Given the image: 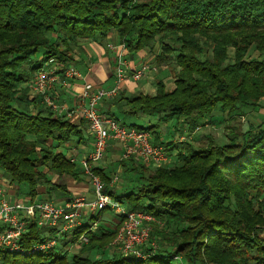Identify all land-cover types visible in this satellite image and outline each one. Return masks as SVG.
Masks as SVG:
<instances>
[{
  "label": "trees",
  "instance_id": "trees-1",
  "mask_svg": "<svg viewBox=\"0 0 264 264\" xmlns=\"http://www.w3.org/2000/svg\"><path fill=\"white\" fill-rule=\"evenodd\" d=\"M110 33L129 53L159 40L158 62L175 53L180 70L171 91L159 84L154 96L125 100L124 115L156 117L150 127L129 128L153 134L182 119L191 133L204 120L229 122L264 98V57L247 59L252 47L264 53V0H0V171L11 184L27 185L29 197L48 182L40 171L45 164L59 171L72 167L62 153L47 151L38 159L37 148L52 141L56 149L81 131L55 117L41 97L30 99L28 83L50 60L63 77L73 64L70 47ZM247 127L232 131L226 144H162L167 153L178 150L179 166L156 169L147 178L139 172L140 185L121 196L103 187V194L128 211L172 229L167 246L158 240V249H142L144 259L68 255L57 243L36 251L57 234L31 224L18 252L0 250V264H264V242L257 234L264 227V120ZM93 172L108 184L100 169ZM91 224L82 221L61 239L74 245L85 235L82 252L104 255L115 231L99 225L90 231Z\"/></svg>",
  "mask_w": 264,
  "mask_h": 264
},
{
  "label": "rangeland",
  "instance_id": "rangeland-1",
  "mask_svg": "<svg viewBox=\"0 0 264 264\" xmlns=\"http://www.w3.org/2000/svg\"><path fill=\"white\" fill-rule=\"evenodd\" d=\"M52 39H54V38H50L51 41H52ZM120 45H124V47H125L124 48L125 52L123 53V55H124L123 57L125 59V62L127 63V65H126V67H127V66H129V63H130L129 62L130 58H128V57H130L129 52L125 46V43H120ZM70 48L72 51L71 55L73 58V54H74V50L76 49V46L75 47L72 46ZM160 48L161 47H160L159 40H156L152 44V46L149 50L150 54L153 56V62H151V64H150V62H147V61L142 63L143 66L148 67L147 71L145 72V73L148 72L147 75L145 73H143L142 77L135 80V82H142V80H144V78L149 77L147 81H150L152 83L154 82L153 86L156 89L155 93L152 95H150V94H138V95L154 96L157 93V90L159 88V84L161 85L162 88H164L165 91H171L174 88V81L176 80V77L180 71L178 66L175 63L176 54L172 53L169 56L167 62L159 63L158 62V55L160 54V51H161ZM154 50H155V52L153 53ZM125 53H126V55H125ZM227 54H228L229 58L233 59V57H234L233 49H229ZM210 55H212V50H210ZM260 57L261 58L264 57V53L259 54V53L255 52L254 48L252 47L249 51L247 59H249V60L250 59H256V58L259 59ZM142 65L140 64V66H142ZM151 65H153V66H151ZM68 67L75 68V65L69 64ZM112 71H113V68H112ZM132 72L133 71H129V69L127 70V77L130 79H131ZM131 80L134 81L133 79H131ZM156 81H158V82L155 84ZM28 87L31 90L30 96H36L37 97L38 95L35 92H33L32 88H31V82L28 83ZM118 91H119V86L117 88L116 95L108 98V101L103 103L104 106L106 104L109 105L110 101L111 102L117 101L118 104L121 106L120 108L122 110L126 109L125 104H122L124 108L120 104V102L122 101V98H120V97H122L123 94H122V92L118 93ZM53 94L56 97V99H54V101L56 103L57 108H56V110L50 109L51 112H54L55 115H58L59 113H61V114H64L66 117L69 115L70 116L73 115L72 112H74V111L76 113H78L77 112L78 108L77 109L76 108L70 109L71 107L68 106L69 103H65V102L69 101L68 100V97H70L69 94H65L63 92L61 93L60 90L58 89V87H57V89H55V83L52 87V90L48 93V95L51 97V95H53ZM61 94L65 97V99H67L65 102H61V100H58V98L60 97ZM114 103H116V102H114ZM100 104H101V102H100ZM45 106L48 108L47 104H45ZM98 111H100L99 108H98ZM79 116H80V114H79ZM119 119H120L119 122L121 124L124 123V125L127 127L130 126L131 124L132 125L134 124L135 127H144L145 128V127H148L147 123L149 121L150 122L155 121L156 117H154V116L153 117H147V116H139V115H137V116H120L119 115ZM262 120H264V98H262L260 100L259 105L256 108L255 107L252 108L251 106L241 108L236 113L235 117L231 118V121H229V122H225L223 120V122L216 124L215 122H209L208 123V122H206V120H204V121H202L200 127H197L191 133L188 132L186 122L181 119L178 121L176 126L173 127L174 129L172 132V137L173 138L175 137V139H173L174 141H176L175 143H189V144L194 145V147H198L201 145L208 144L209 142L206 139V137H208L210 140H213V142H215L216 144H226L229 141L228 136L231 134L232 131L239 130V129L241 131H245L248 128L247 126H250V125L257 127L261 123ZM148 124H150V123H148ZM179 126H181V128H179ZM168 127L166 126V127L161 128L160 132H157V135H158V133H159L160 137L164 134L168 135V133L171 132L170 129L172 128V126H171V128H168ZM87 131H88V127H87ZM154 131H156V130H154ZM152 135L150 134L151 139H153ZM176 138H177V140H176ZM48 142H47V146L41 145V146H39V148H37V156L36 157L38 159H40L42 154L46 153L47 151L48 152L50 151L51 153H56V150H58V148H56V149H54L53 147L51 148V144L48 145ZM109 143H110V145H118L121 148V143L114 140V139L109 140L108 145H109ZM73 147L74 146L69 147V150H71ZM82 147H83V145H82ZM107 148H108V146H107ZM107 148L103 154L102 159L98 163H95L92 165L93 168H94V166L99 167L100 169H103L104 167L110 168L107 171L109 178H110V180H108V184H106V182H102V180L99 177L100 182L104 188H108V187L110 188L111 187L110 184H111L112 180L117 179L115 181V183L112 184L111 188L122 189L121 185H125V183H127L131 178H133L132 177L133 174H138L139 172H141L144 175V177L147 178L150 174L155 173L156 169H160V168L171 169V168L176 167L179 164V162L175 156L170 157L171 161L169 160L167 162L164 161L161 163L158 162V163L154 164V163L149 162V161H143L140 158L132 157L131 155L124 157L123 153L121 154L120 159L119 158L116 159L115 158L116 156H114V158H113V155L111 156V154H110L104 160L103 158L106 154ZM75 150L78 151V154H76L75 151L74 152L71 151L72 156H70V158L67 160L72 165V167L69 168L68 170L59 171V170L53 168L50 163L45 164V166L40 168V171H42L43 174H45L46 178L48 179L47 184L50 183L52 190H54V191L51 190V193L48 194L49 195L48 200H44V201H47V202H50V203L56 205L55 201L57 200L58 197L59 198L62 197L65 199L66 197H69V194L75 192L73 189H77L78 187L79 188L84 187V185H86V186L88 185L89 188L91 187L90 189H92V191H93V193H91V195L93 194V199H94L95 194H94V189H93V185H92V178L88 174H86L85 171L82 169L81 162L80 163L77 162L79 157L84 156V158H86L90 155V153H86V154L84 153L83 154L84 149L81 150V148H80V150H79V148H77ZM80 159H82V158H80ZM118 161H121V164ZM78 164H80V170L78 169L79 168ZM122 164L124 165L125 168L122 167ZM130 164L132 166V169L135 170V168H136L135 171L137 173L136 172L131 173L132 171L128 172L130 170L129 168H131ZM126 167H129V168L127 169ZM137 176H139V175H137ZM7 183L9 185L10 182L6 179V182H4V184L7 185ZM139 185L140 184H137V182L133 183V186L135 188L138 187ZM25 187L28 189L27 185H21L20 186V188H25ZM1 191H2V188H0V193H1ZM66 191H69V193H66ZM30 198H33V197H30ZM0 200H6L8 202H14V201H10L6 197V193H4L3 195L0 194ZM19 200H20V202H23L26 205H32V204L39 202V201L32 202L28 199L23 198L22 196L20 197ZM92 200H90V201H92ZM80 201H81V197L74 195V197L71 200H69L68 201L69 203H67V204H73L74 203L75 205H80L79 210L81 211V216H83L84 220H85V218H87V219H89L88 221H92L93 226L99 225V226L104 227L105 226L104 223H107V222L110 223L112 221V218L119 219V216L122 212L128 211V207H126V205L124 203L120 204V203L112 200V202L114 204L116 203L120 207H115V206L106 207V208L102 209L101 211H99L98 213H96L95 215L90 216L89 214H87L88 212L85 210L84 205L80 204ZM87 202H89V201H87ZM58 207H60V206H58ZM131 212H133V211H131ZM134 213H136V212H134ZM137 213H139V212H137ZM122 221L123 220H120V219H119V223L117 221L118 225L114 229L115 235H114L113 239L111 240V242L103 250L104 255H102V253H100V252L97 254V252H98L97 250H93L91 252L83 253L82 247L86 243H81V241H79V240L76 244L71 245L69 242L71 240L70 238H69L70 240L66 243L63 242L61 237L57 236V239L56 238L55 239H56L57 245L58 246L62 245L59 247H62V251H66V253L68 255L80 254V255H83L86 257H90L91 259L101 258V257H105V258L110 257L114 253L115 254L120 253L119 249L121 248V242L117 241V236H118V233L120 232ZM138 223L140 224L141 230H143V231L148 230V236H147L146 242H143L140 245L136 246V248H137L136 250H142V249L148 248V247H153V248L158 249L159 245H161V244H159L160 242L158 240H163V243H162L163 246H167L166 245L167 242L165 241V239H167V237L169 236L172 229L168 228L167 225L165 224V222H163V221L161 222V221H159V220H157L151 216H148V219H141L140 221H138ZM108 225H110L111 228L115 227V225L112 223L108 224ZM133 225L134 224L132 222L129 224V228L131 230L133 228ZM95 230H96V228H94L93 231H95ZM257 234H258V237H260L264 242V227L260 226L257 229Z\"/></svg>",
  "mask_w": 264,
  "mask_h": 264
},
{
  "label": "built area",
  "instance_id": "built-area-1",
  "mask_svg": "<svg viewBox=\"0 0 264 264\" xmlns=\"http://www.w3.org/2000/svg\"><path fill=\"white\" fill-rule=\"evenodd\" d=\"M124 45L113 48L118 50L114 58L113 78L115 86L111 90L95 89L90 83L83 85V91L80 99L81 105L77 112L86 123L88 132L92 137V151L90 155L81 161L82 169L92 178V185L95 197L92 201H84L81 199L80 204L84 205L85 210L90 216L95 215L106 207H120L116 203L102 193L103 185L99 176L93 172V164L98 163L108 146V141L114 139L121 143V151L124 157L131 155L140 158L143 161H149L154 164L164 162L166 160V148L163 145H155L152 142L150 133L145 130L129 128L121 125L113 117L101 114L98 106L104 98H110L116 95L118 86L127 79V67L123 53ZM58 65L50 60L45 64L33 77L31 88L39 97L42 98L48 108L56 110L55 95H48L52 90L54 83L57 81ZM148 67L142 66L139 70L133 71L131 79L136 80L143 76ZM64 79L79 78V73L73 68L68 67L63 73ZM55 97V98H54ZM1 194V193H0ZM80 205L67 204L65 206H56L47 201H40L32 205H26L20 201L8 202L0 200V250H9L18 252L20 250L19 241L27 226L34 224L39 229H54L57 236H71L73 230L78 227L83 219ZM120 209V208H119ZM122 225L117 236V241L121 242L119 252L124 256H133L135 258L144 259L145 254L142 250H136V246L146 242L148 230H141L138 221L148 219V215L143 213H134L131 211L122 212ZM133 223L132 230L129 224ZM97 228V225L91 224L90 231ZM81 243H87V237L81 235L79 237ZM56 240L41 244L35 250L47 251L56 246Z\"/></svg>",
  "mask_w": 264,
  "mask_h": 264
},
{
  "label": "crops",
  "instance_id": "crops-1",
  "mask_svg": "<svg viewBox=\"0 0 264 264\" xmlns=\"http://www.w3.org/2000/svg\"><path fill=\"white\" fill-rule=\"evenodd\" d=\"M120 45V40L118 39V36L116 33H110L106 39L103 40H98L97 42L94 41H87V40H80L78 41L77 45H76V49L74 50V54H73V64L75 65V70L79 73L80 77L79 78H75V79H64V77H62L61 75H59L57 77V81L55 82V89L60 90V92L65 93V94H69L70 97H68V102H65L67 99H65V97L61 94L60 97L58 98V100H61V102H65V103H69L68 106H70V109L73 108H78L81 103L82 100L80 99L81 97V93L83 91V85L85 83H90L91 85L94 86L95 89H102V90H111L114 86H115V82H114V78H113V64H114V58L116 53L118 52V50H114L113 48H115L116 46ZM150 49H145V50H141L137 53H129L128 58H130V63L129 66H127V68L129 69V71H136L139 70L143 65V62H153V56L150 54ZM155 52V50L153 51V53ZM126 55V53H125ZM140 64L142 66H140ZM127 65V63H126ZM153 66V65H151ZM148 73V72H147ZM147 73H145L147 75ZM145 75V76H146ZM149 77L144 78V80H142V82H135L132 81L130 78L127 77V80H125L123 83H121V85H119V91L118 93L123 94L122 97L120 98H124V100H122L120 102V104H125V100L129 99L131 97H134L135 95L138 94H154L155 93V88H154V82H150L147 81ZM158 81L155 82V84ZM33 96L30 97V99H32ZM108 101V98L103 100L101 102V104H99L98 108L100 109L99 112H101L102 114L106 115V116H112L115 119H117L118 121H120L119 119V115L120 116H128V115H124V110H122L120 107V105L118 103L116 104H111V101L108 104H106L104 106V102ZM123 107V105H122ZM124 108V107H123ZM54 114V112H52ZM73 115H69V116H65L64 114L59 113L58 115H55V117H58L60 119H63L64 121L69 122L72 126L77 127V129L79 131H81V137H72L71 140L63 145H60L58 147V150H56V153H62L63 156L68 160L70 158V156H72V152L75 151L76 154H78V151H76L75 149L81 148L84 149L83 154L85 153H90L92 151V137L89 135L88 131H87V125L86 123L81 119V117L79 116L78 113H76L75 111L72 112ZM158 119V118H157ZM150 123V124H148ZM147 123L148 127H150L151 125H153V123H156L155 121H149ZM124 124V123H123ZM130 126H134V124L130 125ZM127 127V126H126ZM174 125H172V128L170 129L171 132L168 133V135H162L161 137L159 136V133L157 135V132H160L161 127L156 128V131H152L153 133V139L152 142L155 145H162V144H166V143H170V142H176L173 139H175V137H172V132H173V128ZM147 128V127H146ZM160 137V138H159ZM206 139L209 141L210 139L208 137H206ZM177 140V138H176ZM52 144V141L48 142V145ZM177 143V147H178ZM83 145V147H82ZM74 146L71 150H69V147ZM177 152L178 150L174 149V151L172 153H167V159L165 160V162L170 160V157H177ZM111 156L113 155L116 156V159H120L122 151L121 148L118 145H108L106 154L104 156V160L107 158L108 155ZM84 159L83 157H79V159L77 160V162H81L82 159ZM171 161V160H170ZM121 164V161H118ZM79 166V170H80V164H78ZM131 166V164H130ZM179 166V164L177 165ZM122 167H124V165L122 164ZM94 168L100 169L99 167L94 166ZM127 169L129 167H126ZM105 171H104V170ZM103 169H100L104 175L108 176L107 171L110 169L108 167H104ZM130 170L132 169L129 168ZM130 170L128 172H130ZM133 173V172H131ZM133 178H131L127 183H125V185H121L122 189H114L111 188L112 184L115 183V181L117 179H113L111 184H110V188L108 187V190L114 194V195H123L125 192L130 191L131 189H135V187L133 186L134 182H137V184H140V182L138 181V177L137 174H133L132 176ZM4 182H6L5 177L3 176L2 172L0 171V188H2L1 194L3 195L4 193H6V197L10 200V201H20V197L22 196L25 199H28L32 202H37V201H44V200H48L49 198V193H51V184H43L40 185L36 188V196L33 198H30L28 196V191L25 188H20L21 185H17V184H10L5 185ZM8 186V187H7ZM91 188V187H90ZM88 187V185H84V187H78L77 189H73L75 192L69 194V197H66L65 199L62 197H58L57 200L55 201V204L57 206H65L67 205V203H69L68 201L71 200L74 195L81 197L82 200L84 201H90L93 199V194L91 195V193H93L92 189H90ZM137 188V187H136ZM72 190V191H73ZM54 191V190H52ZM66 193H69V191H66ZM106 195V194H105ZM86 215V214H85ZM83 219V216H82ZM84 220V219H83ZM89 219L85 218V222L89 223L91 221H88ZM119 223V219L116 218H112V221L109 223H104L105 226L103 228L110 230V231H114V229L116 228V226ZM116 224L115 227L111 228L110 225L108 224ZM64 243H66V241H64Z\"/></svg>",
  "mask_w": 264,
  "mask_h": 264
}]
</instances>
